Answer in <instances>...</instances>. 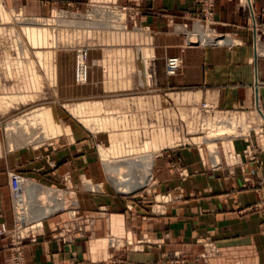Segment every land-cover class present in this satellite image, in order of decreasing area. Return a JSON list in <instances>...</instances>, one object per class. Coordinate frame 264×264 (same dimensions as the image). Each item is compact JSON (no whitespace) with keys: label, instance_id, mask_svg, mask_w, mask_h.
I'll return each instance as SVG.
<instances>
[{"label":"crops","instance_id":"obj_1","mask_svg":"<svg viewBox=\"0 0 264 264\" xmlns=\"http://www.w3.org/2000/svg\"><path fill=\"white\" fill-rule=\"evenodd\" d=\"M4 1L19 16L23 17L20 10L34 16L28 19H41L38 17H47L55 11L84 16L93 2ZM212 1L215 23L210 30L215 42L192 45L183 26H194L198 0H111L108 7L115 16L123 17L118 22L123 21L127 39L140 35L141 42L128 41L121 44L128 49H112L115 81L104 82V87L109 91L130 87L129 48H133L134 64L152 66L157 91H186L169 97L175 103H181L183 96L192 102L200 99L202 109L207 105L205 111L226 114L223 116L227 118L221 119L242 118L248 130L230 140L205 135L186 139L175 135L176 144L189 142L198 148L172 151V158L180 162L175 170L169 169L173 161L169 154L158 156L149 191L133 197L84 186L83 179L98 185L104 176L95 152L100 140L94 135L75 133L63 140V147L38 161L24 153L0 157V225L11 229L15 221L8 178L13 170L37 183L58 186L72 194L75 200L70 206L76 209L77 222L82 225V231L73 235L62 232L63 224L68 222L64 213L58 211L43 218L42 227L34 231L35 242H25L22 247L27 264H264V214L255 209L264 202V52H259L264 50V0ZM217 39L226 43L219 44ZM122 40L119 35L115 37V47H120ZM89 55L92 63L103 58L102 51L100 58L91 52ZM170 57L181 60L180 70L174 76L165 73ZM130 100L140 109H149L150 104L159 103V96ZM130 100H115V113L126 114L133 121L130 128L144 129L149 135L128 140L153 143L150 131L153 127L163 129L155 143H166V127L159 122L138 120L125 111ZM202 143L224 145L225 151H215L218 163L212 161L214 151L209 150V155L203 156L199 149ZM205 159H210L208 166ZM51 160L57 162L55 167L50 165ZM173 171L177 172L175 178ZM170 190L178 191L179 198L160 206L163 207L160 213H152L145 206L149 196L146 194ZM121 232L122 237L111 236ZM109 237L116 239L114 246L106 244ZM9 242L8 237L0 236V264H12Z\"/></svg>","mask_w":264,"mask_h":264},{"label":"rangeland","instance_id":"obj_2","mask_svg":"<svg viewBox=\"0 0 264 264\" xmlns=\"http://www.w3.org/2000/svg\"><path fill=\"white\" fill-rule=\"evenodd\" d=\"M18 12L22 13L23 17L19 16L4 0H0L1 158L5 155L15 156L16 153H24L28 158H34L33 161H38L41 156L48 153L52 154L55 149L63 147V140L69 139L68 137L71 135L74 136L75 133L81 136L87 134L94 135L100 140L95 152L98 157V166L102 168L104 176H102V183L98 185H94V182L83 179L84 186L93 191H108L114 195L133 197L144 191H149L148 189L153 184L152 173L154 165L148 176L144 178H142V175L137 176V179H142V181L138 183L137 189L128 192L125 191L126 189L118 188L116 185L113 186L108 182L109 178L105 173L106 160L102 156L103 154L105 155L107 153V155H109V157H106L108 162L115 161L116 163V161H119V157L124 155V153H120L121 155L117 153L121 148L124 152L130 151L131 154L135 153L136 155L133 154L132 156L135 158L137 157L139 160L149 154L153 158L155 164L160 155L169 154L171 156L172 151L198 148L197 145L189 142L176 144L174 142V137L177 134L186 139L204 135L206 136L205 138L214 136L220 137L222 140L232 139V134L227 131H221V125L219 126L217 124V120H226L221 119L227 118L223 116L226 114L205 111L207 109L201 108L200 99L192 102L191 98L183 96L180 99L181 103H175V101L169 97L170 94H178L186 91H157L159 88L153 85L152 66L150 64H146L145 66L134 64L133 48H129L131 52L129 61L130 72L128 75L131 81L130 87L123 91H109L105 89L104 82L107 83L109 81V83H111L115 81V51L112 49H128V47H121V44L129 43L128 41H130V43L141 42L140 35L138 37L134 35L130 40L127 39L128 32L125 25L122 24L123 21L122 23H120L121 20H119V22L115 21V16L112 19L102 17L99 21H103L102 24L106 26L101 27V24H98L96 21L89 22L83 18L85 16L81 17V15L58 14V12L55 11L47 17L35 16L41 19H28L34 16L26 14L22 10ZM4 14L8 19L6 21H2V16ZM118 18L123 19L122 16ZM42 29L45 31H42ZM32 30H35L34 38L29 36V31ZM187 32L190 33L189 31ZM201 34H203L201 38L206 39L205 44L215 42L213 41L214 35L212 32L208 30H199L197 33H192L191 37L189 36V39H191L190 43L195 40V37L192 36ZM118 35L120 39L123 38V40L119 42L120 47H115V37L117 38ZM45 37V41H47L46 45L43 43ZM71 39L75 40L70 42L69 40ZM216 42L219 44L226 43V41L222 39H217ZM80 48H87L86 63L88 72L87 81L84 84L78 85L74 82V64L76 51ZM100 50L103 54L102 60L99 62H90V52L92 55H99L98 58H100ZM259 52L262 54L264 50L259 49ZM72 57L73 60L71 62ZM54 65L56 74L53 69ZM121 85H124V81H121ZM154 96H159V103L157 105L150 104L149 109H140L130 100L136 97L153 98ZM121 99L130 100V104H128L129 107H124L128 114L135 116L138 120L145 119L148 123L156 124L159 122L166 127L167 142L155 143V140L159 141L158 135H160L163 129L153 127L150 130L153 143L130 142L128 139H133L134 136H144L149 135V133H146L144 129L130 128L133 121L126 114L115 113V100ZM182 102L184 103L182 104ZM45 109L51 110L60 126L64 130L68 128L69 133L62 132L60 136H57L50 130V127L43 123L42 119L38 118L34 120L32 124H29V126L26 125V123H22V125L25 126L17 128V123L20 118L23 117V120H25L27 117L42 113ZM181 114H183L182 118ZM218 114L222 116L211 119V116ZM231 114L232 113H228L227 115L230 116ZM227 120L232 122L237 120L242 124L245 123L242 118ZM90 123H93L91 128L88 127ZM8 124H11L9 126L10 129H7ZM20 124L21 123H19V125ZM96 127L97 129H95ZM217 128L220 130L217 131ZM246 129L248 130V128ZM256 129L257 128H254L255 132L258 133V129ZM246 131L241 133H245ZM113 146H115V153L117 154L110 156L108 150L110 152ZM199 146L204 157L209 155V150L214 151L213 153L215 156L214 159H212L214 163H218L219 161L215 151L218 149L222 152L226 149L222 143H216V145H214V143L210 145L202 143ZM171 161L169 169L175 170L180 162L175 161L172 156ZM209 161L210 159H205L207 166ZM56 163L55 161H50L52 167H55L57 165ZM50 165L49 167H51ZM122 165L123 164L117 167L115 166V174H123L125 169L121 167ZM139 169L140 166H136L134 168L135 171L133 170L132 172L137 173L136 170ZM10 172H14V170ZM176 175L177 172L173 171L172 176L175 178ZM21 177L24 179H20V181L38 184L45 188L49 192V195L52 193L62 194L65 201V208L60 210L59 213H64L67 218L70 217L68 213L74 211L70 203L75 200L72 194L65 193L63 189L58 186L51 187L49 185V187L43 185L41 182L37 183L28 179L27 176ZM106 184L108 185L107 187ZM21 191L20 197L24 196L25 198L27 193L23 186ZM49 195L48 193L40 195L37 199L39 202L38 204H40V206L43 205L45 208L48 207L47 209L51 208ZM146 195L149 196L145 206H148L152 213H160L163 210V207L160 206L170 205V201L179 198L180 194L176 190H170L162 194L158 193L154 195L149 193ZM27 199H17L18 202L16 205L14 204L15 209H17L16 216L20 222L23 223L24 220L30 222L29 219L24 217L28 215L29 218L37 223V227H42L41 220L54 213L48 212L45 215L44 210L41 209L42 207H39L37 212H41L43 215L40 214L42 217L38 219L34 218L29 213L30 209L26 205ZM165 202L167 204H164ZM56 212L58 211H55V213ZM122 234L121 232L118 236L122 237ZM128 239L132 242L131 234H128Z\"/></svg>","mask_w":264,"mask_h":264},{"label":"built area","instance_id":"obj_3","mask_svg":"<svg viewBox=\"0 0 264 264\" xmlns=\"http://www.w3.org/2000/svg\"><path fill=\"white\" fill-rule=\"evenodd\" d=\"M91 8L84 15L85 20L87 21H97L101 20L104 17V14H115L112 13L110 9V1L104 0H92ZM115 4V3H113ZM107 7V8H106ZM57 13V12H56ZM58 14H73L78 15V13H69L67 11H59ZM82 17V16H81ZM93 17V18H92ZM118 16H115V21H118ZM215 23L214 21V12H213V1L212 0H198L197 2V13L195 18L194 26H183V31L188 36L189 44H197L201 42V35H194L195 40L190 43L191 39H189L192 33H197L199 30H208L211 32V26ZM189 31L190 33H188ZM190 36V37H189ZM87 59V48H80L76 51L75 55V64H74V82L78 85L84 84L87 81V72L88 66L86 63ZM181 67V60L178 57H170L167 59L165 64V73L167 76H174ZM204 109H208L207 105H203ZM11 197L13 204L16 205L18 202L17 199L21 195L22 184L20 183V179L24 178L18 172H9L8 173ZM15 209V207H14ZM255 209H258L264 214V202L259 203L255 206ZM74 211L69 212L68 222L63 224L62 232L76 235L82 231V225H79L77 219L79 218L78 214L75 212L76 209H72ZM17 209H15V221L13 227L11 229L7 228L4 224L0 225V236H5L10 239L9 242V252H10V260L12 264H27L23 255H22V247L25 242H35L36 237L34 231L41 226L37 227V223L26 222L24 220L23 223L20 222L18 217L16 216ZM27 219H31L28 216L25 217ZM35 222V221H34ZM116 241L114 239H110L111 246H114Z\"/></svg>","mask_w":264,"mask_h":264},{"label":"bare ground","instance_id":"obj_4","mask_svg":"<svg viewBox=\"0 0 264 264\" xmlns=\"http://www.w3.org/2000/svg\"><path fill=\"white\" fill-rule=\"evenodd\" d=\"M3 16H2V21L3 20L4 21L8 20L6 15H5L6 17L4 16V18H3ZM114 16H115V14L114 15L109 14V13L108 14H106V13L104 14V17L105 18H108V19H112ZM36 21H39V20H36ZM96 22L98 24H101V27H105L106 26V25L102 24L103 21L97 20ZM42 31H45V30L42 29ZM34 32H35V30L29 31V36H31L32 38H34L35 37V33ZM44 34H45V32H44ZM45 39H46V37L44 38V42L43 41L42 42L46 45L47 44V41H45ZM205 40L206 39L201 38V44H205L206 43ZM37 118L38 119H42L43 120V123H45L48 127H50V130L53 133H55V135H57V136L58 135L60 136V134L62 132L69 133V129L67 128L66 130H64L60 126V124H59L58 120L56 119V117L53 115V112L51 110H48V109L47 110L45 109L44 111H42V113H38L36 115L27 117V118H25V120H23V117L20 118V120H18V123H17V126L18 127L17 126H15V127L19 128L21 126H25V125H22V123H26V125L29 126V124H32L34 122V120H36ZM231 122L232 121H229L227 119L226 120H218V122H217V124L219 126L221 125V127H222L221 131H223V132L227 131V132H230L232 134L231 135V138H234L235 136L241 134V132H244V130L246 129V125L245 124H242L241 122H239L237 120L236 121H233L232 123ZM19 123H21V124L19 125ZM10 125L11 124H8L7 129H10L9 128ZM92 125H93V123L92 124L90 123V124H88V127L91 128ZM95 129H97V127ZM218 130H220V129L217 128V131ZM1 148H2V139H1V133H0V149ZM115 151H116L115 146H113L110 149V152L108 150V153L110 154V156L111 155H115L117 153H119V154L120 153L121 154L124 153V155H122L121 157H119V161H116V163H115V161L108 162V160L106 159V157H109V155H107V153L105 155L104 154L102 155L104 157V159L106 160L105 161V168H106L105 173L108 175V178H109L108 179V182L111 183L113 186L116 185L118 188L126 189L125 191H128V192L129 191H132L134 189H137L138 188L137 186L139 185L138 183L142 181V179H137V176L138 175H142V178H144V177L148 176L151 173L152 168H153V165H154L153 158L149 154H147L146 152L145 153L147 155L145 157H143L142 159L139 157L141 159V160H139V159H137V157L136 158L133 157L132 155L135 154V153L131 154L130 151L129 152H124V150H122L121 148L119 149V151L117 153H115ZM109 163H111V164H109ZM120 164H123L121 167H123L125 169V171L123 172V174L117 175L114 172L115 166L117 167ZM136 166L137 167L140 166V169L139 170H136L137 173H133L132 171L134 170V168ZM20 183L22 184V186H23L25 192L27 193V195L25 196V198L23 196V197H19L18 199L19 200H23V199H27L28 198L27 199V202H26L27 203L26 205L30 209V212L29 213L34 218H37L38 219L39 217H42V215H43V213L37 212V210H39V207H42L41 209L44 210V214L45 215L48 212L49 213H55V211H60V210H63L65 208V201L63 199L62 194H57V193L53 194L52 193V194L49 195V192L45 188L39 186L38 184L29 183V182H23V181H20ZM45 193L46 194L48 193V195H49L48 197H49L50 206H51V208H49V209H47L48 207L47 208L43 207V205L40 206V204H38L39 202L37 201L38 197L40 195L45 194ZM24 210L25 209L23 208V211ZM43 210H42V212H43ZM40 214H42V215L40 216ZM24 217H26V216H24ZM111 236L113 238H116L115 236H118V235L115 234V235H111ZM110 239H111V237H109V238L106 239V244L107 245L110 244ZM114 241H116V239H114ZM128 242L131 243V241L129 239H128Z\"/></svg>","mask_w":264,"mask_h":264}]
</instances>
